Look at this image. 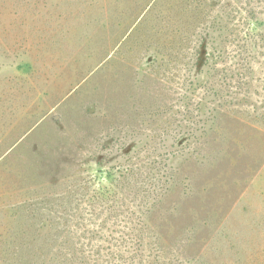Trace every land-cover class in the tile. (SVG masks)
<instances>
[{
    "label": "rangeland",
    "instance_id": "rangeland-1",
    "mask_svg": "<svg viewBox=\"0 0 264 264\" xmlns=\"http://www.w3.org/2000/svg\"><path fill=\"white\" fill-rule=\"evenodd\" d=\"M0 264H264V0H0Z\"/></svg>",
    "mask_w": 264,
    "mask_h": 264
},
{
    "label": "water",
    "instance_id": "water-1",
    "mask_svg": "<svg viewBox=\"0 0 264 264\" xmlns=\"http://www.w3.org/2000/svg\"><path fill=\"white\" fill-rule=\"evenodd\" d=\"M146 140L144 138H132L119 152H118V162L123 161L128 155L133 154L135 151L139 150ZM116 163V162H113Z\"/></svg>",
    "mask_w": 264,
    "mask_h": 264
}]
</instances>
